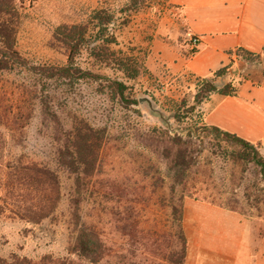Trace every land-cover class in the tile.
I'll return each instance as SVG.
<instances>
[{
	"label": "rangeland",
	"instance_id": "374dc122",
	"mask_svg": "<svg viewBox=\"0 0 264 264\" xmlns=\"http://www.w3.org/2000/svg\"><path fill=\"white\" fill-rule=\"evenodd\" d=\"M85 1L113 19L103 28L89 18L84 22L87 42L75 65L98 78L48 81L32 72L67 65L58 28L79 23L83 16L77 8ZM15 3V50L21 64L5 67L4 62L12 60L0 39V258L71 264L78 261L76 243L83 225L94 228L106 243L105 260L110 263L123 255L137 261L134 254L163 259L171 243L172 217L170 210L155 204L159 192L153 188V127L164 124L139 98L148 97L167 116L185 100L194 103L197 82L175 78L189 71L173 72L162 57L178 33V7L171 0ZM7 21L0 14V29ZM112 37L117 42L110 44ZM243 66L248 72V65ZM111 81L127 85L125 100L111 89ZM135 99L138 104L132 103ZM45 102L51 110L46 111ZM195 120L198 115L172 118L171 124L182 130ZM82 124L93 136L91 144L77 143L84 156L80 161L88 166L77 163L69 168L60 153H75L70 144L80 140L75 129ZM217 144L212 136L197 142L198 163L188 178L190 186L201 190L199 197H211L249 222L252 264H264V180L257 167L236 165ZM221 147L227 153L237 148L225 143ZM70 159L80 158L66 157ZM158 167L166 173L164 162ZM46 170L57 184L43 175ZM41 211L48 218H29ZM75 212L80 216L77 224ZM183 226L188 242L185 264H230L218 261L212 252L220 243L212 225L190 227L183 218ZM156 231L159 236L153 235Z\"/></svg>",
	"mask_w": 264,
	"mask_h": 264
},
{
	"label": "trees",
	"instance_id": "16d2710c",
	"mask_svg": "<svg viewBox=\"0 0 264 264\" xmlns=\"http://www.w3.org/2000/svg\"><path fill=\"white\" fill-rule=\"evenodd\" d=\"M16 0H0V14L7 17L10 21L1 24L0 39L5 44L6 50L9 52V57L12 62H4L5 67L11 66L14 68L16 65L21 64L23 59L19 55L16 49V37H15V23L14 20L18 17V9L16 7ZM77 12L82 15V19L79 23L71 26L62 25L58 28V32L61 33L63 43L67 48V65L63 67H42V69L31 68L32 72L43 77L46 80H67L75 79L77 81L86 80L89 78H98L94 74L84 72L77 68L75 65L76 57L81 53L86 41V32L84 22L86 18L92 21L100 23L101 27L109 26L112 23L111 16L106 15L104 10L93 6L88 1L83 2L78 8ZM85 17V18H84ZM11 24V25H10ZM100 27V28H101ZM105 31V30H104ZM117 39L112 37L110 44L116 43ZM197 50L193 49L192 53H196ZM230 57V63L223 66L215 72H212L208 77H201L197 74L188 72L187 74L176 76L175 78H187L188 80H194L197 82V92L194 96V103L189 105L185 100L179 106H176L177 110L174 114V119L180 121L181 119H190L191 115H198L199 120H195L193 124L186 129L180 130L174 126L153 127V155L156 157V164L153 165V188L158 197L155 204L162 206L170 210L172 217V229L169 237L171 243L168 245V254L161 260H151L144 255H135L137 261L129 260V256H121L120 261L115 264H185L187 258V237L185 235L183 226L184 216V202L187 198L201 200L211 203L212 205L221 207L223 209H230L227 205L217 203L211 197L201 198L198 193L201 190L197 186H190L188 180L191 170L196 167L198 161L199 151L197 150V142H201L204 136H212L218 141L217 147L220 149V153L227 155L232 162L241 167L253 165L260 170V175L264 180V156L260 152L261 144L249 142L236 134L224 131L216 126H210L204 121V112H200L199 109L203 103L208 101L215 93L222 95L223 97H238L241 87L248 80V72L241 70L236 66V61L250 64H259L264 67V50L262 53H253L244 48H236L228 52ZM12 63V64H11ZM248 67V66H247ZM222 83V88L219 84ZM111 89L115 91L122 99L125 98V92L128 89L127 85L121 81H111ZM133 104H138V100H133ZM46 111L51 110L52 107L47 102L44 103ZM91 128L87 125H81L75 129V136L80 140H72L71 150L75 149V153L71 155L60 153L62 163L69 168L80 163L81 166L87 167L85 160L81 154V146L77 144L78 141L84 144H91L90 139L93 136L89 135ZM84 134V135H83ZM74 136V135H73ZM72 136L68 139L71 140ZM232 144L237 148H234L231 152L227 153L221 144ZM69 147L68 145H66ZM90 147V146H89ZM69 150V149H68ZM229 154V155H228ZM77 156L80 159L66 160L68 156ZM80 161V162H79ZM166 164V173H162L160 170V162ZM52 185L57 184L56 180L50 174V170H46L43 173ZM52 176V177H51ZM48 185V184H47ZM164 188L168 189L163 191ZM80 203V200H79ZM232 210V209H230ZM233 211V210H232ZM79 212L73 214L75 223L80 222ZM29 218L34 222H40L41 220L48 218L46 212L30 213ZM159 232L153 233L155 236ZM107 245L101 240L100 235L93 228H85L81 226L76 243V253L78 261H74L71 264H114L110 261H106L105 258L108 255ZM21 263L19 259L13 261L0 258V264H37L32 260L23 259Z\"/></svg>",
	"mask_w": 264,
	"mask_h": 264
},
{
	"label": "crops",
	"instance_id": "0c3cea01",
	"mask_svg": "<svg viewBox=\"0 0 264 264\" xmlns=\"http://www.w3.org/2000/svg\"><path fill=\"white\" fill-rule=\"evenodd\" d=\"M179 13L178 33L162 57L173 72L185 69L208 77L230 63L228 52L244 48L264 50V0H171ZM190 36L199 39L197 52ZM182 38V42H178ZM243 70V63L236 61ZM249 78L238 97L215 93L202 104L204 121L252 142L260 143L264 156V67L248 65ZM195 216V218H194ZM184 223L202 228L212 225L220 241L212 248L215 258L230 264H252L251 228L240 214L200 200H186Z\"/></svg>",
	"mask_w": 264,
	"mask_h": 264
},
{
	"label": "water",
	"instance_id": "95a60500",
	"mask_svg": "<svg viewBox=\"0 0 264 264\" xmlns=\"http://www.w3.org/2000/svg\"><path fill=\"white\" fill-rule=\"evenodd\" d=\"M139 103L140 104H147L151 113L157 117H159V120L164 124L169 127L172 126L171 124V119L174 118V114L167 116L161 109L157 108L154 104V102L149 99L148 97H141L139 98Z\"/></svg>",
	"mask_w": 264,
	"mask_h": 264
},
{
	"label": "built area",
	"instance_id": "2783aa9c",
	"mask_svg": "<svg viewBox=\"0 0 264 264\" xmlns=\"http://www.w3.org/2000/svg\"><path fill=\"white\" fill-rule=\"evenodd\" d=\"M190 43L193 47V49H196L199 45V39L196 36H190Z\"/></svg>",
	"mask_w": 264,
	"mask_h": 264
}]
</instances>
